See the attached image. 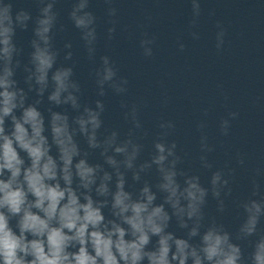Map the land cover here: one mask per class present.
<instances>
[{"label": "water", "instance_id": "water-1", "mask_svg": "<svg viewBox=\"0 0 264 264\" xmlns=\"http://www.w3.org/2000/svg\"><path fill=\"white\" fill-rule=\"evenodd\" d=\"M80 2L0 0V7L8 6L13 17L16 51L10 66L16 87L25 94V106L38 108L46 128L51 112L67 115L70 128L77 129L74 139L81 157L86 153L84 158L90 164L101 166L97 184L108 172L112 175L109 188L116 190V168L107 163V157H113L124 175L125 191L137 199L147 184L156 195L154 204H163L169 213L166 231L188 239L197 218L185 215L187 227H181L174 210L165 203L167 193L158 187L162 176L152 161L159 154L155 145L164 144V167L172 168L175 161V179L181 190L193 177L206 190L199 234L189 242L198 245L204 232L215 227L227 232L230 242L241 248L240 264H250L251 252L264 237V0H86V7L76 15L91 13L93 22L88 28H77L71 14ZM49 4V15L54 18L46 35L55 61L40 94L32 63L33 42L45 47L35 30ZM197 4L199 15L194 7ZM22 12L29 17L23 25L15 19ZM221 28L225 35L218 49ZM90 30H94V38H85ZM152 38L153 44L144 45L152 49V55L145 56L140 42ZM104 57L116 75L101 85ZM2 67L0 61V72ZM64 68L72 69L69 79L77 89L69 91L77 98L78 108L71 102L57 105L48 99L55 90L53 74ZM67 95L62 93L61 99ZM98 101L103 104L102 111L97 108ZM85 108L100 113L96 148L89 146L87 136L75 123ZM225 120L227 135L222 132ZM133 145L139 151L129 169L124 164L126 154L116 153L115 148L126 146L130 154ZM169 150L172 155H168ZM52 154H56L55 147ZM143 165L150 167L141 170ZM137 173L139 180L134 179ZM217 173L220 179L213 185ZM92 196L108 199L103 212L106 218H114L111 196L97 197L94 189ZM253 201L261 211L256 231L249 236L241 229L251 215L247 208ZM181 204L186 206L187 202L182 200ZM156 239L152 238L153 243Z\"/></svg>", "mask_w": 264, "mask_h": 264}, {"label": "clouds", "instance_id": "clouds-1", "mask_svg": "<svg viewBox=\"0 0 264 264\" xmlns=\"http://www.w3.org/2000/svg\"><path fill=\"white\" fill-rule=\"evenodd\" d=\"M85 7L86 0H81L71 14L77 28H88L93 22L91 13L76 15ZM194 7L199 15L200 6ZM51 8L52 4H49L43 9L45 18L38 20L39 26L35 30L45 47L33 42L32 63L35 65L36 83L41 85L40 94L47 85L48 71L55 61L46 35L54 18L49 15ZM28 18L22 12L15 19L23 25ZM13 35L10 8L0 7V61H3L0 72V264H145V261L147 264H189L190 260L191 264H240L243 258L241 248L230 242L227 232L221 233L210 227L198 245L189 242L199 234L200 206L204 203L206 190L195 177L187 179V186L181 190L175 179V161L172 168L164 167V144L155 145L159 154L152 161L159 166L162 176L158 187L167 193L165 203L174 210L181 227H187L183 219L185 215L188 219L197 218V226L188 232V239L166 231L169 213L163 204H154L156 195L147 184L137 199L125 191L124 175L113 157H107V163L116 168V190L112 192L109 188L112 175L108 172L99 177L97 184L101 166L90 164L84 158L86 153L81 157L74 139L77 129L70 128L68 116L51 112L46 128L45 118L38 108L25 106V94L12 79L14 72L10 65L16 51ZM224 35L221 28L218 33L220 42L216 45L218 49L223 45ZM89 36L94 38V30H90L85 38ZM154 42L155 38L141 40L145 56H151L152 49H145L144 45ZM183 48L181 45L180 49ZM103 60V78L98 81L101 85L116 75L108 58ZM71 75V68L59 69L53 74L55 90L48 99L57 105L71 102L74 108H78L77 98L69 91L70 88L77 89L69 79ZM64 92L68 95L62 100ZM97 108L103 110L99 101ZM17 110H20L19 116L16 115ZM84 113L75 119L78 130L87 136L91 148L99 147L96 130L101 126L100 113L90 108H85ZM6 120L10 122L6 124ZM227 126L228 121H223L222 132L225 135ZM53 147L55 155L52 154ZM138 151L136 145L130 154L126 146L115 148L116 153L126 154L124 164L129 169L133 167ZM172 154L169 150L168 155ZM144 167L150 165L141 166V170ZM139 178L138 173L134 174V179ZM219 179L217 173L213 177V185ZM93 189L97 197L111 196V216L114 218H106L103 212L109 200L94 199ZM182 200L187 202L186 206L181 204ZM247 211L251 215L241 230L250 236L256 231L261 207L253 201ZM153 237L157 238L155 243ZM250 264H264V237L251 252Z\"/></svg>", "mask_w": 264, "mask_h": 264}]
</instances>
